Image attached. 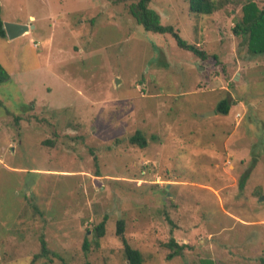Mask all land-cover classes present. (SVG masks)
<instances>
[{
  "label": "rangeland",
  "instance_id": "1",
  "mask_svg": "<svg viewBox=\"0 0 264 264\" xmlns=\"http://www.w3.org/2000/svg\"><path fill=\"white\" fill-rule=\"evenodd\" d=\"M137 1L0 0L31 26L0 36V264H128L120 219L145 264H264V57L233 32L242 2L150 0L202 58L139 24Z\"/></svg>",
  "mask_w": 264,
  "mask_h": 264
},
{
  "label": "trees",
  "instance_id": "2",
  "mask_svg": "<svg viewBox=\"0 0 264 264\" xmlns=\"http://www.w3.org/2000/svg\"><path fill=\"white\" fill-rule=\"evenodd\" d=\"M242 2V15L236 20V24L233 27V32L236 36H242L243 41L247 43L249 52L252 57L262 55L264 57V6L260 7L256 0H189L190 9L193 12L201 14H212L216 10L224 7L230 2ZM150 0H138L132 2L129 6L130 13L135 17L137 22L144 26L146 30L154 31L158 33H171L181 48L194 52L202 58H207V54L204 50L200 49L197 44L190 43L184 39L179 30L172 24H164L161 20V15L154 8L150 7ZM0 36L7 37V32L2 17V6L0 4ZM251 57V58H252ZM11 79V74L0 62V84L5 83ZM234 104L229 98H224L216 106V111L219 113H229L231 106ZM131 143L138 144L141 147H146L149 144V139L141 131L137 130L131 137ZM249 176L244 175L240 182L242 188L245 186V182ZM98 237L105 234V221H102L95 227ZM117 233L123 241L124 255L128 264H145L144 256L141 249L133 246L125 235V221L120 219L117 225ZM171 248V252L168 253L169 259L179 255L184 250L186 244H181L176 241L175 237H171L166 244ZM42 255H47L50 250L47 245V241L42 238ZM84 249H89V242L86 239L84 241ZM264 262V258L261 260ZM205 264H214L212 260L205 261Z\"/></svg>",
  "mask_w": 264,
  "mask_h": 264
},
{
  "label": "water",
  "instance_id": "3",
  "mask_svg": "<svg viewBox=\"0 0 264 264\" xmlns=\"http://www.w3.org/2000/svg\"><path fill=\"white\" fill-rule=\"evenodd\" d=\"M4 24H5L7 36L10 39L19 37L25 34L26 32L30 31L31 29V26L27 23L21 24V23H16V22H11V21H4ZM211 113H216V110L208 112L207 114L210 115ZM261 200H264V195L261 197Z\"/></svg>",
  "mask_w": 264,
  "mask_h": 264
},
{
  "label": "crops",
  "instance_id": "4",
  "mask_svg": "<svg viewBox=\"0 0 264 264\" xmlns=\"http://www.w3.org/2000/svg\"><path fill=\"white\" fill-rule=\"evenodd\" d=\"M3 19H4V18H3ZM4 21H6V20L4 19ZM32 27H34V26H32ZM30 30H31V29H30ZM26 33H30V31H28V32H26ZM26 33H25V34H26ZM23 35H24V34H23ZM7 37H8V36H7Z\"/></svg>",
  "mask_w": 264,
  "mask_h": 264
},
{
  "label": "built area",
  "instance_id": "5",
  "mask_svg": "<svg viewBox=\"0 0 264 264\" xmlns=\"http://www.w3.org/2000/svg\"><path fill=\"white\" fill-rule=\"evenodd\" d=\"M240 114H241V113L239 112V113L237 114V116H240Z\"/></svg>",
  "mask_w": 264,
  "mask_h": 264
}]
</instances>
